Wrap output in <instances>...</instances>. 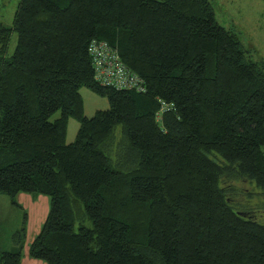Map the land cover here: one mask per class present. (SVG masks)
I'll use <instances>...</instances> for the list:
<instances>
[{"label": "trees", "instance_id": "obj_1", "mask_svg": "<svg viewBox=\"0 0 264 264\" xmlns=\"http://www.w3.org/2000/svg\"><path fill=\"white\" fill-rule=\"evenodd\" d=\"M93 40L141 91L100 83ZM81 86L108 108L87 117ZM263 145L264 62L211 0H19L0 22V192L50 197L32 258L264 264ZM23 241L21 228L0 264H19Z\"/></svg>", "mask_w": 264, "mask_h": 264}, {"label": "rangeland", "instance_id": "obj_2", "mask_svg": "<svg viewBox=\"0 0 264 264\" xmlns=\"http://www.w3.org/2000/svg\"><path fill=\"white\" fill-rule=\"evenodd\" d=\"M18 2L19 0H0V22L4 26L12 25L13 15ZM211 3L218 23L224 27L226 26V28L231 27L228 15H232L236 30L239 31H235V33L242 45L249 50L252 59L264 62V0H242V15H238L245 17L242 21H245L246 27L238 23L237 14L235 15L234 10L230 11L232 6H228L226 2L222 1L211 0ZM254 3L258 6H253ZM16 40V34L13 33L6 50L8 55L13 52ZM249 47H252V50ZM79 92L83 100L84 114L87 117H91L96 110L108 108V102L105 97L92 92L85 86H81ZM59 116L60 111L57 110L50 116L49 120L52 121ZM78 126L79 123L75 118H68L65 136L66 143L74 140ZM121 136V128L118 126L115 131V142L118 143ZM262 150L264 151V145ZM246 203L253 204L251 202L237 201L235 206L241 207ZM49 210L50 197L46 194L18 192L11 197L4 192H0V249L11 250V237L15 231L21 228L24 229L22 250L23 247L26 248L28 246L29 248L30 243L39 233Z\"/></svg>", "mask_w": 264, "mask_h": 264}, {"label": "built area", "instance_id": "obj_3", "mask_svg": "<svg viewBox=\"0 0 264 264\" xmlns=\"http://www.w3.org/2000/svg\"><path fill=\"white\" fill-rule=\"evenodd\" d=\"M88 52L92 56L96 78L100 83L117 88L142 90L140 78L126 69L117 51L107 42L91 41L88 45Z\"/></svg>", "mask_w": 264, "mask_h": 264}, {"label": "crops", "instance_id": "obj_4", "mask_svg": "<svg viewBox=\"0 0 264 264\" xmlns=\"http://www.w3.org/2000/svg\"><path fill=\"white\" fill-rule=\"evenodd\" d=\"M215 1L226 2V4L228 6H232L230 11L234 10L235 15L237 14V17H238V23L239 24L241 23L242 25H244L246 27L245 21H242L245 17H243V16L240 17V15H242L241 14V11H242L241 6L243 4L242 0H215ZM253 6H258V5L256 3H254ZM254 11H257V10H254ZM238 14H240V15H238ZM228 16L230 17V24H231V27H229V29H233L234 31L239 32L236 30V25L233 23V16L232 15H228ZM250 18H252V16H250ZM249 48L252 50V47H249ZM28 251H29L28 246L26 248L23 247L22 255H21V259H20L19 264H45V262L41 259H35V258L30 257Z\"/></svg>", "mask_w": 264, "mask_h": 264}]
</instances>
